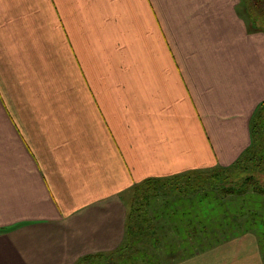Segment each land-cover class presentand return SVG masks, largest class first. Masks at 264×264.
<instances>
[{"label":"crops","instance_id":"1","mask_svg":"<svg viewBox=\"0 0 264 264\" xmlns=\"http://www.w3.org/2000/svg\"><path fill=\"white\" fill-rule=\"evenodd\" d=\"M240 2L0 0V264H111L135 248L142 182L248 148L264 32H248ZM30 50L36 64L51 51L54 83L78 99L67 113L40 99L12 111ZM168 264L264 260L246 233Z\"/></svg>","mask_w":264,"mask_h":264},{"label":"rangeland","instance_id":"2","mask_svg":"<svg viewBox=\"0 0 264 264\" xmlns=\"http://www.w3.org/2000/svg\"><path fill=\"white\" fill-rule=\"evenodd\" d=\"M34 59H38V55L34 54L33 51L30 50L26 82H23V84L18 83L16 78L17 73L14 72L12 74V80L10 84L12 93V111L14 113L32 112L36 109V106L31 105V102L36 99L46 101L48 103L46 107L51 112L57 113L68 112V96L71 97L75 103L79 104L76 96H70V90H68L67 88H59L58 85L54 83L51 51H46L43 56L41 55V62L39 61V64H36ZM25 75L26 74L24 73V76ZM32 86L36 87V90H34L33 92H37V94L32 95L30 91V88ZM259 133V137L255 141L256 143L254 148V155H260L259 153L263 154V158L260 163V170H256L255 165L257 164V161L255 158L253 162H251V164L253 165L252 170L241 172L240 168L236 167L232 171H223L221 172V176H223L224 178H221V180H224L225 186L229 188L233 186H239L242 184L246 176H252L260 183V187L263 189L264 128ZM203 178L205 177L203 176ZM199 180L200 177H198V179L191 178L188 182L186 180H180L177 183L168 182L164 185L161 183L148 182L142 187V189L139 188L134 198V205L138 201V204L136 205V209L138 212H135V216L138 228L137 230L139 233L135 237V248H132L131 250L134 254H137V252H139L140 257L137 255L134 256L133 253L132 256L130 254L131 250H129L127 254L123 256V258L119 256L120 259L114 260V262L111 264H149L150 262H152L150 264H153V262H158V264L170 263L171 261L168 260L166 254L162 250L156 249L155 246H153L152 240L154 242L155 238V236L153 235V231L157 229L158 231L160 230L162 232L167 231L171 235H173L169 228L176 217H174L170 222L167 219V213H172V215L175 216V214H177L178 212H174V210L178 209L179 206H181L183 200L184 206H187L188 203L192 204L189 199L194 200L195 204L197 205L206 202V204H208L209 206L210 204L215 202V199L213 198L221 193L215 185L211 184L213 181L209 180L206 182H200ZM239 191L240 188H237L236 191H234L235 193L225 194L227 197V202H229L220 207V212H222V221L219 222L211 220L209 226H207L208 231L212 235L221 234V229L225 228L226 224L231 221L234 230H239V234L232 239L243 236L246 233H254L256 240L259 243L260 250L262 251L264 260V212H261L262 203H264V199H262L264 198V192L262 194H258L253 188H248V186L244 194H238ZM143 192H145V194H143ZM187 195H189V197H187ZM258 203L260 204L259 219L256 214L253 215V213L259 209ZM189 206L191 205H188L187 208ZM141 208H146V212H144V209L142 210V212H140L139 210ZM229 211L245 212L243 218L244 227L238 224L239 221L237 219V216H239V214L236 215L234 213V217H232L231 219L228 216V220L224 222V218L226 216L224 212ZM242 229H244L245 231ZM226 238L229 237L224 236L218 243H214L207 248H203V242L205 241V239L197 240L196 242H194L195 244H193V246L190 244L189 245L193 248V250L201 247L203 248V250L201 251H205L227 240H231ZM181 244L182 243H178L176 247H181ZM154 259L155 261H153ZM100 264L108 263L102 261Z\"/></svg>","mask_w":264,"mask_h":264},{"label":"trees","instance_id":"3","mask_svg":"<svg viewBox=\"0 0 264 264\" xmlns=\"http://www.w3.org/2000/svg\"><path fill=\"white\" fill-rule=\"evenodd\" d=\"M238 13L245 20L248 31L250 33L264 32V0H241L240 6L238 7ZM263 128H264V101L258 104V106L254 110L250 118V133H251L250 145L244 152L241 153V155L232 164L227 166L216 165L215 167H211V168L193 169L182 174H177L163 178H149L141 183L140 189H142V187L148 182L161 183L164 185L165 183L168 182L177 183L180 180H186L188 182L191 178L198 179V177H200L199 180L200 182H206L209 180L213 181L211 184L215 185L219 190V192L221 193L215 196V198H213L215 199V202H213L209 206L208 204H206V202L197 205L195 204L194 200L189 199L192 202V204L188 203L187 206L191 205L188 208L187 206H184V200H183V203L181 204L182 207L179 206L178 209L174 210V212H178L177 214H175V216H173L172 213L171 214L167 213V219L170 222L174 217H176V219L172 222V225L169 228V230L173 235H171L167 231L162 232L160 230L158 231L157 229H155L153 231V235L155 236V238H154V242L152 240V243L156 249L162 250L166 254L168 260L172 262L175 261V259L177 258H182V257L185 258L187 256L195 254L198 251L203 250V248H207L213 245L214 243H218L224 236L229 237L226 239H232L233 237L239 234V230H234L231 221H229L226 224L225 228L221 229L222 233L217 235H212L211 233H209L207 226H209L211 220L219 221V222L222 221V215H221L222 212H220L221 211L220 207L229 202V201L227 202V197L225 194L235 193L234 191H236L237 188H240L238 194L242 195L247 190V186L248 188L249 187L253 188L255 192H257L258 194H262L264 192V187L262 189L260 187V183L252 176H246V178L243 180L241 185L233 186L230 188L225 186L224 180H221V178H224L223 176H221V172L226 170L232 171L236 167H239L241 172L252 170L253 165L251 164V162H253L255 158L257 161V164L255 165L256 170L257 171L260 170L261 168L260 163L263 158V154L259 153L260 155L255 156L254 148L256 143L255 141L256 139H258L260 134L259 132ZM203 176L205 178H203ZM143 194H145V192H143ZM187 197H189V195H187ZM137 204L138 201L134 205L135 211H137L136 209ZM258 206L259 209L256 210V212H254L253 215L256 214L259 219V215H260L259 203ZM143 209L144 212H146V208H141L139 211L142 212ZM224 213L226 214L224 218V222L228 220V216L231 219L232 217H234V213L236 215L239 214V216H237V219L239 221L238 224L244 227L243 218L245 212L229 211ZM135 214H136L135 212H130V219H129L130 246L133 245L132 244L133 236L136 237L137 234L139 233V232L138 233L132 232V229H138ZM201 239L202 240L205 239V241L203 242V248L198 247V249L193 250V248L190 245L193 246V244H195L194 242ZM178 243H182L181 247L179 248L176 247ZM124 253L127 254V252ZM153 261H155V259ZM153 264H158V262H153Z\"/></svg>","mask_w":264,"mask_h":264}]
</instances>
